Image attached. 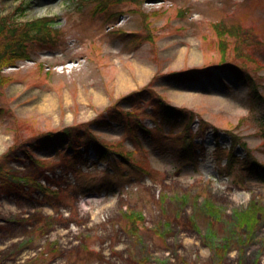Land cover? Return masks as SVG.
<instances>
[{
    "label": "rangeland",
    "instance_id": "rangeland-1",
    "mask_svg": "<svg viewBox=\"0 0 264 264\" xmlns=\"http://www.w3.org/2000/svg\"><path fill=\"white\" fill-rule=\"evenodd\" d=\"M19 1L0 0V14ZM96 2L27 0L15 18L54 15L60 40L50 47L32 43L29 59L0 72V156L64 127L89 147L74 172L63 170L52 148L34 152L42 161L37 166L15 147L8 171L60 192L44 194L22 179L19 189H5L7 180H0V264H264V181L249 169L251 160L264 164V105L249 110L247 85L223 63L251 69L264 95V0H143L136 5L142 13L129 3L109 5L108 11L122 10L109 19ZM218 20L243 26L248 58L234 54V42L221 50L210 25ZM205 67L211 76L199 77ZM189 70L193 79L186 82L168 76ZM146 86L158 103L191 110L200 121L195 162L179 159L168 135L160 144L153 133L134 134L116 110L118 100ZM132 99L118 108L137 107L150 128L155 123L145 117L159 115L161 131L175 133L171 141L179 144L181 123L165 120L162 106ZM86 129L114 147L113 157L130 154L120 170L126 176L105 174L108 165L96 157ZM235 136L246 150L236 146L234 154L245 155L239 161L249 174L235 163L223 170ZM216 142L226 149H215ZM251 201L263 208L252 231L237 227L235 216ZM131 210L143 215L136 233L124 216Z\"/></svg>",
    "mask_w": 264,
    "mask_h": 264
},
{
    "label": "trees",
    "instance_id": "trees-1",
    "mask_svg": "<svg viewBox=\"0 0 264 264\" xmlns=\"http://www.w3.org/2000/svg\"><path fill=\"white\" fill-rule=\"evenodd\" d=\"M116 1H126L135 3L136 5H141L143 0H116ZM106 3V2H105ZM104 0H99V4H105ZM107 7V6H106ZM25 8L23 5H19L15 8V11H19L22 13ZM52 21H54L53 18L49 17H40L35 18L30 21L26 22H18L14 18V15H8L0 14V71L3 70L6 66H13L17 59L22 58H28L30 55L29 47L32 43L42 45L44 47H50L56 45L60 38L58 37V31L54 27H52ZM214 26H216V33L217 36H220V43H221V50L224 52L230 42H234V54L243 58H248L247 54L244 53V45L246 43V38H244V31L241 30L236 25H222L220 23H216ZM226 60V59H225ZM223 61L224 65L226 66V69L231 70L233 72H236L235 74L238 75L241 78H244L247 80L249 84V93L252 95V101L253 104L256 102H264V99L256 89V86L253 84V79L249 75L251 69H247L245 66H236L232 64H227ZM225 69V68H224ZM199 71L198 76H210V71L208 70H197ZM172 76V80H174L177 83L180 82H186L189 79L192 80L193 77L190 75V71L183 72V73H176L173 72L169 74L168 76ZM5 79L0 76V83H2ZM135 96L136 99L142 98L146 96L148 101L151 103L154 102V99L160 100V98H156L153 96V94H149V92L146 89H141L134 94L127 95L123 98V100H133L132 97ZM255 106V105H254ZM253 109V108H251ZM180 114L176 115V111L173 109H170V111H163V117L167 120L169 119H175L177 116H180L182 118L180 121H183L184 124V136L182 139L189 140L191 143V137L189 135V126L191 123V120L193 119V113L192 111L182 110L179 111ZM132 112H125V115L130 117ZM87 137L94 142V150L97 153V157L101 160H105L110 164H113V173L119 172V166L124 164L131 163L130 156L127 154L123 156V152L119 151L121 159L113 158L112 159V153L115 152L114 147L109 145L108 143H105L104 141H101L100 139L94 137L90 131L86 129ZM77 140L74 139L73 136V127H64L63 129L59 131H44L37 133L36 135L32 136L28 141L24 143V145L19 146L12 145L10 146L6 152H4L0 156V180H8L9 184L13 185V180L17 178L16 174L11 173L7 169V160L9 157H12V153L15 152L16 146L18 148H21V153L30 158V160H33L35 163H37V160L33 157V150L43 151L50 147H53L54 154L59 155L61 158V162L59 163L64 170H72V171H78L79 168L77 167V162L81 161L83 159V151L86 150L87 144H84L83 146L75 147L74 145L77 142L83 141V143H86V138H82V136H77ZM235 140H233V147L240 142V139L238 137H234ZM179 138H176V141H178ZM76 142V143H75ZM176 146V145H175ZM80 147H83L81 150ZM15 148V149H14ZM179 151L181 152L179 155L183 158H191L193 159L194 156L197 154H194L192 152L190 145H179L177 146ZM183 148V149H182ZM70 149L71 153H67V150ZM186 149V150H185ZM236 157L233 155L232 151L228 152V166H231L234 162ZM237 160V159H236ZM247 161V160H246ZM10 163V161H9ZM251 165V162H250ZM138 168H140L139 165H136ZM250 170H256V167L253 168L250 166ZM140 171H143L140 169ZM106 175H109L110 173L108 171H105ZM5 176V177H4ZM27 179L31 180L30 177H26ZM261 179L264 181V172L262 173ZM28 182V180H26ZM7 182L5 181L4 184ZM34 187H39L41 191L44 192L41 185L38 183H33ZM45 194V192H44ZM262 207L256 204L254 201L251 202L250 206L246 208L245 210L237 213V226L240 228H247L248 230L252 231L255 228V224L259 219V214L262 213ZM127 221L129 222L128 229L132 232H136L138 229V223L142 221L141 217L139 215H136L134 213H126L125 214Z\"/></svg>",
    "mask_w": 264,
    "mask_h": 264
}]
</instances>
